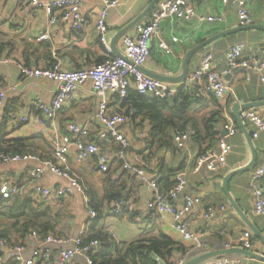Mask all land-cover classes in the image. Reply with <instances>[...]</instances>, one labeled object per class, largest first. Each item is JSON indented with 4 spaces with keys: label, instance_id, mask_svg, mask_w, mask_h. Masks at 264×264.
Wrapping results in <instances>:
<instances>
[{
    "label": "crops",
    "instance_id": "obj_1",
    "mask_svg": "<svg viewBox=\"0 0 264 264\" xmlns=\"http://www.w3.org/2000/svg\"><path fill=\"white\" fill-rule=\"evenodd\" d=\"M41 1L46 3L50 0ZM152 1H122L118 6L108 10L105 20L108 29L106 38L113 55L122 54V38L132 35L136 24L115 40L122 30L141 16L143 17L138 23L149 20L153 9L145 12ZM242 1L252 17L251 25L264 27L263 0ZM193 5H195L197 13L205 16L223 14L224 18L218 23H199L196 20L180 23L169 20L162 21L159 34L149 42L150 55L141 70L148 77L167 85L175 93L182 87L193 92L194 90L191 91L190 88L195 89L197 86L199 93L203 96L206 95L205 101L196 106L198 130H202L201 135H204L201 118H206L216 108L210 102L209 95L204 94L202 90L204 82L189 86L187 79L199 67L206 53L212 55L213 70L222 73L227 68L226 54L229 48L236 43L245 45L244 57L254 55L261 59L264 32L259 30L239 31L213 42L191 56L187 64V76L184 81L177 82L173 79L182 74L184 59L192 49L217 33L239 27L235 6L224 7L220 0H207L204 3L194 0ZM101 7L100 0H81L80 11L84 26L80 31L74 32L68 24L60 22L58 19L54 24H49L50 18L39 9L28 7L27 4L18 3L16 0L0 1V92H5L0 130L5 135V139L27 140L35 150L32 155L38 160V162L1 164L0 182L7 180L18 184L24 188L23 195L28 194L35 197L31 192L29 170L38 166L39 161L52 157L55 145L66 134L67 124H79L87 129V140L94 142L106 154L109 160L107 174L112 175L113 180H117L123 173H126L132 181L128 183V192L131 197L126 203L132 206L136 217L131 221L116 218L111 214L109 206L98 226L103 228L118 245L161 232L183 244L188 252L189 245L176 237L170 224H167L156 213L154 219L148 218L147 203L151 200L152 191L147 183L123 169L124 162L118 159V154L121 151L120 146L108 137L102 124L95 118L98 99L93 94L91 83H85L78 88L72 100L58 112L54 120H48L38 109L33 107V103L39 101L44 105L50 104L57 90L56 82L46 78H28L20 73V67L46 70L52 65L60 63L63 70L73 71L86 70L101 63L107 57L95 28ZM54 15H57L56 11ZM44 31H48L49 39L37 41L39 35ZM173 38H177L178 41L173 42ZM160 42L167 45L166 50L159 48ZM263 75L264 71L236 68L223 77L228 93L223 102L217 101L222 109L223 117V121H220L216 128L219 138L223 137L221 126L225 121L231 122L234 127V123L237 124L232 109L234 105L264 101V84L260 81ZM158 77L166 80H160ZM107 99L110 111L117 113L116 109L120 106L119 100L112 96ZM251 109L263 113L264 105ZM24 119L25 121H23ZM129 123L128 118L122 129L123 134L130 142L127 161L131 164L137 162L135 165L141 167L151 181H157L158 176L168 175V171L172 172L170 174L172 183L175 176H183L187 184L175 202L178 206L183 204L184 198L187 196L200 199V203L191 213V230L203 233L208 242V248L202 254L223 250L224 245L234 239L239 230L248 229L229 204L222 189L224 177L232 171L248 165L252 158L249 145L238 124V127H235L236 134L226 138L231 151L226 158L225 166L217 172H208L205 169L194 172L195 159L201 149L208 148V141L203 142L200 138L193 140L192 133L188 128L185 130L187 138L183 148H177L173 139L171 148L158 149L155 145L144 142L147 128H131ZM244 124L256 152L255 165L249 172L232 177L228 188L239 209L264 237V215L254 213L253 195L249 187L251 173L264 165V131L257 132L251 124ZM255 134L256 137H254ZM217 144L218 142L215 140L207 150L218 152ZM71 152L70 167L72 173L78 178L83 193L66 196L63 198L64 202L56 206L57 210H62L60 222L55 228L56 234H48L74 237L81 229H86L88 232L92 220L88 214L90 211L88 207L89 190L96 191L98 198L103 194L105 174L98 172L96 161L90 158L83 163H77L74 159V151ZM145 156L148 159H144ZM256 184L264 192V175L258 179ZM39 185L54 189L65 186V182L45 172ZM221 207L224 208L223 211H220ZM207 208L216 211L215 216L210 220L203 217ZM9 226L7 221L0 220V231L8 229ZM29 234L25 239L20 240L15 230L9 229V239H6L8 245L0 249V264H13L9 251L11 245H23L26 255L32 250L34 242ZM252 235L253 246L248 251L261 257L264 256V245L253 233ZM180 255L183 254L178 253L177 257ZM198 256H191L189 260ZM226 256L236 258L238 264H264L263 261L242 255ZM69 264L86 263L82 257H77Z\"/></svg>",
    "mask_w": 264,
    "mask_h": 264
},
{
    "label": "built area",
    "instance_id": "obj_2",
    "mask_svg": "<svg viewBox=\"0 0 264 264\" xmlns=\"http://www.w3.org/2000/svg\"><path fill=\"white\" fill-rule=\"evenodd\" d=\"M1 1V0H0ZM18 3L27 4L28 7L36 8L44 12L50 18L49 24H54L56 19L66 23L74 32L80 31L84 26V20L80 11L81 0H16ZM122 1L128 0H100L102 7L96 20V32L100 44L105 48L107 57L99 64L93 65L86 70H63L60 63H56L46 70H38L28 67H20V73L24 77L46 78L56 82L57 90L50 104L44 105L39 101L33 103L48 120H54L58 112L72 100L75 91L85 83H91L93 94L97 97V110L95 118L102 124L108 137L120 146L121 151L118 159L123 163V169L136 175L142 182L147 183L152 191L151 200L147 203V210L156 213L167 224H170L176 237L183 243L189 245L190 250L177 257L171 264H185L191 256H198L208 248V242L203 233L191 230V213L195 206L200 203L197 197L187 196L183 204L178 206L175 202L186 187V179L177 175L174 177L173 185L167 194H163L156 181H151L141 167H137L127 161L130 148L129 139L123 134V126L128 118L119 113L111 112L107 97L123 99L129 90H134L143 95L164 99L171 97L175 91L157 79L148 77L143 73L142 66L150 55L149 42L159 34L160 23L165 20L170 22H187L196 20L199 23H218L223 20V14L216 16H205L196 12L194 0H161L153 8L148 21L138 23L134 26L133 34L122 38V56L112 54L107 42L106 16L110 8L118 6ZM206 2L207 0H197ZM224 7L235 6L239 26L252 24V17L242 0H220ZM264 4V0H263ZM56 11L57 15H54ZM58 16V17H56ZM48 31L39 35L37 41L49 39ZM177 42V38L172 39ZM161 50H166L164 42L159 43ZM245 45L236 43L232 45L226 54L227 68L222 72H216L212 68V55L206 53L199 67L187 79L188 85L193 86L200 82L203 84L204 94L212 96L216 101L223 102L227 96L228 88L223 77L230 74L233 69H254L258 72L264 71V47L261 49L262 58L254 55L244 57ZM260 81L264 84V75ZM5 92H0V124L3 120L2 109L4 106ZM244 123L251 124L257 132L264 131V112L248 109L240 113ZM25 121V119L23 120ZM221 129L226 136L218 139V152L211 150L200 153L194 162L193 171L198 172L205 169L208 172H217L226 164V158L231 151L227 143V137H233L237 129L231 122L225 121ZM88 131L85 127L76 123L66 126V134L63 135L53 150L50 159L39 161L38 166L32 167L28 172L31 192L35 197L48 201H55L61 197L71 196L74 193H83V188L78 178L72 173L70 167L71 151H74V159L77 163H83L88 159H94L97 163L98 172L106 174L109 171V160L106 154L92 141L87 140ZM256 137V134L254 135ZM186 132L176 131L173 139L177 148H183ZM19 162H38L33 155H12L0 153V165ZM48 172L62 179L65 186L49 189L41 187L39 181ZM264 175V165L254 170L250 175L249 187L253 195V211L256 215H264V192L258 188L256 182ZM24 188L18 184L4 180L0 183V196L3 200H10L14 196H22ZM124 206L126 211H132L128 203L117 202L113 205L111 214L117 215L120 208ZM224 208L221 207L220 211ZM89 217L94 219L96 213L89 211ZM216 214L212 208H207L203 214L205 219L210 220ZM170 219V220H169ZM86 229H81L74 237L47 234L39 236L36 231H31L29 237L34 246L26 255L23 245H11L9 251L13 264H69L77 257H82L86 264H93L92 251L98 247L97 241L84 244ZM252 233L249 229L239 230L234 239L225 244L223 250L239 248L250 250L253 246ZM8 245L6 239H0V249ZM156 264H164L162 260L155 257ZM198 264H238V260L230 256H221L202 261Z\"/></svg>",
    "mask_w": 264,
    "mask_h": 264
},
{
    "label": "trees",
    "instance_id": "obj_3",
    "mask_svg": "<svg viewBox=\"0 0 264 264\" xmlns=\"http://www.w3.org/2000/svg\"><path fill=\"white\" fill-rule=\"evenodd\" d=\"M198 90L197 86L193 92L182 87L173 96L164 99L129 90L125 98L117 99L120 106L116 112L129 118L131 128H147L144 142L155 145L158 149L171 148L174 133L185 132L188 128L193 140L200 138L203 142L208 141V148H210L211 143L219 139L216 128L217 124L223 121L222 109L209 95L208 98L216 109L206 118H201L204 132V135H201L202 130H198L196 106L205 101L206 95H201ZM234 125L238 127L236 122ZM208 148L201 149L200 153L208 151ZM0 153L32 155L35 150L27 140L5 139V135L0 130ZM144 159L148 157L145 156ZM171 173L168 171V175L157 178L159 190L164 194H167L173 185L170 181ZM129 182L132 181L126 173L117 180H113L112 175L106 173L103 179L102 197L98 198L96 191L89 190L88 207L96 213V217L91 220L83 242L84 244L92 241L99 243L91 254L93 264H156L155 257L162 260L164 264H171L178 253L184 254L187 249L168 235L159 232L156 235L118 245L103 228L98 226L109 206L112 212L115 203L128 202L131 197L128 192ZM63 198L48 201L26 194L3 200L0 196V220H5L10 225L8 229L0 231V239H9L10 228L15 230L20 240L25 239L31 231H36L41 237L48 233L56 234L55 228L62 214V210H57L56 206L64 202ZM112 215L128 221L136 217L134 211H126L124 206L120 208L117 215ZM155 216L154 212L149 211V219H154Z\"/></svg>",
    "mask_w": 264,
    "mask_h": 264
},
{
    "label": "water",
    "instance_id": "obj_4",
    "mask_svg": "<svg viewBox=\"0 0 264 264\" xmlns=\"http://www.w3.org/2000/svg\"><path fill=\"white\" fill-rule=\"evenodd\" d=\"M159 0H153L152 3L149 5V7L147 8L146 12H149L151 9H153V7L155 6V4L158 2ZM144 13V14H145ZM143 16L139 17L138 19H136L132 24H130L128 27H126V29L122 30L117 37L115 38V40L120 37L121 35L124 34L125 31H127L129 28H131L132 26H134L135 24H137ZM246 30H259V31H263L264 32V27L259 26V25H248V26H239L235 29H231L228 31H223L220 33H217L215 35H213L212 37H210L209 39L204 40L201 44H199L197 47H195L194 49H192L185 57L184 59V64H183V71L182 74L177 77L176 79H173L177 82H182L184 81L185 77L188 74V69H187V64L191 58V56L202 50L203 48L207 47L208 45L212 44L213 42H216L220 39H223L235 32H239V31H246ZM117 56L121 57L122 54H117ZM160 80H166L164 78L158 77ZM191 91L194 90L193 87L190 88ZM260 105H264V101L263 102H257V103H248V104H243V105H234L232 107L233 109V113L235 116V119L237 121V124L239 126V128L241 129V131L243 132L246 141L249 145V148L251 150V154H252V158L251 161L248 165H246L245 167L239 168L235 171H232L231 173H229L226 177H224L223 181H222V189L223 192L229 202V204L231 205V207L234 209V211L236 212V214L238 215V217L245 223V225L248 227V229L255 235V237H257L259 239V241L264 245V237L263 235L252 225V223L249 221V219L242 213V211L239 209V207L237 206L236 202L234 201V199L232 198L230 192H229V188H228V184L230 182V180L232 179V177L242 174V173H246L249 172L255 165V160H256V152L254 149V146L252 144L251 138L249 136V133L247 132L246 128H245V124L244 122L241 120L240 117V113L241 111H245L251 108H256L259 107ZM221 135L222 136H226V132L221 130ZM232 254H237V255H242V256H246V257H250L253 259H258L260 261L264 262V256H259L255 253L243 250V249H239V248H234V249H229V250H220V251H215V252H207L204 253L194 259H191L189 261H187L185 264H198L202 261H205L207 259H211L214 257H220V256H226V255H232Z\"/></svg>",
    "mask_w": 264,
    "mask_h": 264
}]
</instances>
